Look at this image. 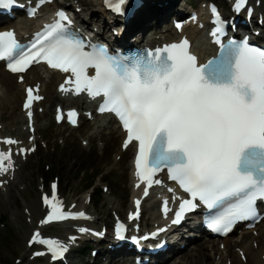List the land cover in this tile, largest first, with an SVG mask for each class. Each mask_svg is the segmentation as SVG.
I'll list each match as a JSON object with an SVG mask.
<instances>
[{
	"label": "snow or ice",
	"instance_id": "snow-or-ice-1",
	"mask_svg": "<svg viewBox=\"0 0 264 264\" xmlns=\"http://www.w3.org/2000/svg\"><path fill=\"white\" fill-rule=\"evenodd\" d=\"M14 3L0 0V8ZM124 3L117 0L114 10L120 13ZM245 3L235 0L234 10L241 11ZM35 11L30 10L29 15ZM211 14L214 27L210 35L219 51L204 64L190 52L187 39L134 56L110 55L105 47L86 44L72 34L69 26L73 21L63 10L56 11L53 21L37 31L27 45L12 31L0 32V60L13 74L45 61L50 68L70 74L65 84L73 85L75 94L86 91L91 98L102 97L98 111L119 119L126 133L123 147L137 142L136 187L145 185L144 196L154 184L162 183L157 173L166 169L168 178L189 197L180 199L172 223L179 224L186 213L197 208L198 201L207 209H219L210 216L208 226L226 235L237 221L255 219L257 201L264 200V49L250 44L247 37L223 42L225 22L215 7ZM89 69L94 74H89ZM60 90L69 91L63 84ZM37 91L38 86L26 89L25 109L39 99ZM75 115L74 111L68 114L73 124ZM28 116L31 120L30 110ZM3 143L18 141L7 138ZM12 164L11 149L0 151V174ZM43 200L50 211L41 224L85 215L63 212L56 201L55 185L51 199L44 196ZM167 204L164 201L166 215L170 211ZM135 205L130 220L140 214V199ZM121 227H117L118 239L124 238ZM32 243L46 245L54 259L67 252L64 245L42 239L39 232L32 235Z\"/></svg>",
	"mask_w": 264,
	"mask_h": 264
},
{
	"label": "bare ground",
	"instance_id": "bare-ground-1",
	"mask_svg": "<svg viewBox=\"0 0 264 264\" xmlns=\"http://www.w3.org/2000/svg\"><path fill=\"white\" fill-rule=\"evenodd\" d=\"M150 1L153 0H146L144 1V4L137 9L136 13L137 14L139 12L140 16H139V20H145L148 19L149 16H153L154 14L156 15H160L162 18H164V16H166L169 11L173 10V6L174 3H171L170 5L166 6V7H162V8H158L157 10L154 8H150L149 7H145L146 4H148ZM177 1V0H174ZM101 0H92L91 3H85V9L87 10L88 5L92 6L94 8L92 15L93 17H98L99 13L101 12L100 8H99V4H100ZM147 20H145L144 22H139L142 25L145 24ZM8 25L4 26L3 28H9V27H14L17 29V31L20 34H23L20 31V27L18 26L19 23L22 22V20H17V21H8ZM24 24H26L30 29H34V21L33 22H23ZM186 32L189 34V36L191 37L192 41L194 42V44L198 43L199 45H195V51L199 54L200 57H204V56H208L210 54V50L211 47L208 46L206 44V42L203 40L202 38V33L197 32L195 29L193 28H189L188 30H186ZM165 37V41L164 42H170L174 39L175 36L173 35V33L171 32V30L167 29L166 33L164 34ZM28 74V75H27ZM27 77H26V82L27 83H32L34 81L37 80H42V77L40 76V74L38 73V69L37 68H32L29 72H27ZM49 81L50 84L52 83H56L58 81H56V79L54 78V76H49ZM44 92L47 95L46 101L45 103H47L49 105V107L51 108L52 106V102L56 103V102H61L62 100H60L55 93L51 92V89L49 87V85L46 83L44 86ZM19 96H22V87L18 86L15 82V78L13 76H10L8 74H6L5 72H3L2 68L0 67V121L2 119V111L4 109V107L6 105H9L11 103V100L14 99L17 103H18V98ZM48 108V107H47ZM48 114V113H47ZM41 119L43 117H40ZM20 123H22L21 121V117L18 119V121H11L10 123H7L6 126H4V131L0 132L1 136L7 135L9 134L11 131L10 129L14 130L16 135L19 138H23V136H26V134H24V132H22L20 130V128H22V126H18ZM98 123V122H97ZM96 123V124H97ZM45 129V124H43L42 122H38L37 124V130L41 131ZM114 136L118 137L119 133L118 131H114L113 132ZM112 135V139L106 138L103 135L102 130L98 131L97 136L102 138L105 142V151H106V159H107V154L108 151H110V149L112 148V143H114V139L115 137ZM88 139H93V137L89 136ZM108 140V141H107ZM76 154H78V156H80L81 154L78 152L77 149H75ZM105 159V160H106ZM103 160V161H105ZM95 163L96 164H101L103 162H101L99 159H95ZM21 171V169L19 170V172ZM16 175H18V173ZM121 175V174H119ZM16 181V177L14 179V182L12 184H10V188L9 190L12 188V191H8L7 196L4 198V202L8 205L10 204L11 200L13 199L14 196V189H17V187L15 186V182ZM130 189V188H129ZM118 195H120L119 199L122 198L120 200V205L123 206L126 204V200H127V196H125L124 192L119 190L118 191ZM130 191H128L129 193ZM113 204V203H111ZM151 205V202H148V206ZM33 209L36 210V207L34 205ZM258 231L260 232V236L264 237V227L262 229H258ZM249 235V233H246L245 237H247ZM259 246H256V249H253L251 246H243L244 249V254L247 255V260L245 264H250V261H252L251 264H262L261 260H260V256L262 254H264V239L259 238ZM231 239L227 238L226 240H224L223 242L226 244L227 247L232 246L231 244ZM209 243H213V242H208V241H203L200 243H196L192 246H190L187 250V253L182 254L183 256L178 257L177 259H174V262L172 264H214L213 260H212V255L210 253L205 252V250L208 249V247H210ZM242 244V242H240ZM189 246V245H188ZM219 252V250L216 251L215 255ZM214 255V256H215ZM232 256V261L233 264H241L240 261L237 260V257ZM221 259V258H220ZM220 260H218L219 263ZM217 263V264H218Z\"/></svg>",
	"mask_w": 264,
	"mask_h": 264
},
{
	"label": "rangeland",
	"instance_id": "rangeland-1",
	"mask_svg": "<svg viewBox=\"0 0 264 264\" xmlns=\"http://www.w3.org/2000/svg\"><path fill=\"white\" fill-rule=\"evenodd\" d=\"M88 1V0H86ZM151 28H148L150 30ZM7 105L5 106L3 112L5 109H7ZM9 108V107H8ZM4 120V119H3ZM48 139H52L55 135L49 134L47 135ZM79 139V138H78ZM54 141V140H53ZM55 144V141L52 142ZM117 144L118 141H116L115 145L111 148V151L108 153V158L103 161L100 160L101 164H96L95 159H102L98 154L97 151L93 152L92 154L86 153L84 150H82L80 143L78 142L77 138L74 136V138L70 139L67 142V146L65 150H56L54 153H42V159L39 162V165L42 167V164H48L51 166V168L58 173L62 180V185L65 187V192H69V194H78L82 195L84 193L83 186L87 185L86 177H92V174H95L97 172L98 178L95 179V183H98V179L104 175V180H106L111 188H115L114 192L118 194L119 190L126 189L127 185V179H126V158H123L121 163L118 165V167L113 168V156L114 153L117 151ZM57 145V144H56ZM61 149V147H59ZM75 149L78 150V152L81 154L78 156L76 154ZM37 164H35L32 168L35 169ZM85 171L86 175L83 181L78 179L79 172ZM91 173V174H90ZM121 174V175H119ZM90 179L88 181H90ZM30 180L29 177L21 179L20 183L25 184ZM20 183L17 184L20 185ZM94 183V184H95ZM113 188V189H114ZM28 192L32 198H34V187L33 184L28 189ZM15 202L17 204L18 197H16ZM1 207V205H0ZM14 207L13 204H11L8 208H0V218L3 219L4 216L9 217V213L11 211V208ZM19 240L16 239L15 243ZM210 252V251H208Z\"/></svg>",
	"mask_w": 264,
	"mask_h": 264
}]
</instances>
